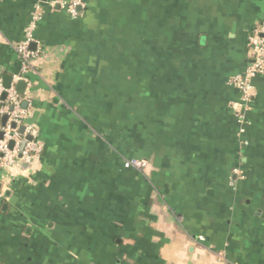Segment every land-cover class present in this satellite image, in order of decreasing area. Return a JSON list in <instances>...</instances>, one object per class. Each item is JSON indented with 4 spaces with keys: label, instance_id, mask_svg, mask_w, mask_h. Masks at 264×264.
Returning a JSON list of instances; mask_svg holds the SVG:
<instances>
[{
    "label": "crops",
    "instance_id": "0c3cea01",
    "mask_svg": "<svg viewBox=\"0 0 264 264\" xmlns=\"http://www.w3.org/2000/svg\"><path fill=\"white\" fill-rule=\"evenodd\" d=\"M61 1L0 0V78L35 12L42 49L23 75L42 148L0 171V264H264V75L243 126L228 84L264 0Z\"/></svg>",
    "mask_w": 264,
    "mask_h": 264
},
{
    "label": "built area",
    "instance_id": "2783aa9c",
    "mask_svg": "<svg viewBox=\"0 0 264 264\" xmlns=\"http://www.w3.org/2000/svg\"><path fill=\"white\" fill-rule=\"evenodd\" d=\"M59 9L64 11L71 18L79 16L80 11L85 8L84 0H69L58 3ZM41 14L35 12L31 21L25 29L24 40L14 47L21 63V73L15 76V81L23 80V75L33 69L34 62L42 53L40 46L35 49L30 48L33 42L32 33ZM248 60L244 73L236 75L228 80V84L237 88L240 92V100L235 105L238 117V123L242 126L246 123L245 114L250 110L252 99L254 97V88L252 81L255 77L264 75V24L254 25L249 29L247 37ZM5 94L4 99H0V171H4L8 176L13 177L20 166L31 164L38 159L41 153V144L35 140L34 131L30 125H27V111L23 107L27 101L23 95L15 90V84L11 83L8 88H4L3 80L0 78V96ZM6 117L4 123L1 119ZM23 127L21 133L19 129ZM243 128L239 129L241 133ZM30 136L31 140L26 141L21 150V144ZM9 143H12L11 148ZM146 164L139 159H127L123 162L126 169H135L142 171ZM199 240H202L200 238Z\"/></svg>",
    "mask_w": 264,
    "mask_h": 264
},
{
    "label": "water",
    "instance_id": "95a60500",
    "mask_svg": "<svg viewBox=\"0 0 264 264\" xmlns=\"http://www.w3.org/2000/svg\"><path fill=\"white\" fill-rule=\"evenodd\" d=\"M11 80H12V77H10V76H5V77L3 78V86H4V88H8V87L10 86V84H11ZM25 87H26V83H25L23 80H20V81H18L17 84L15 85V90L17 91L18 94L23 95L24 92H25ZM4 98H5V94H2V95H1V99H4ZM25 106H26V103H23V107H25ZM5 121H6V117H3V118L1 119V122L4 123ZM23 130H24L23 127H21V128L19 129V131H20L21 133L23 132ZM30 140H31V137L28 136V137L26 138V140L22 142V144H21V150H22V148L24 147L25 142H26V141H30ZM11 146H12V143H9V147H10V148H11Z\"/></svg>",
    "mask_w": 264,
    "mask_h": 264
},
{
    "label": "rangeland",
    "instance_id": "374dc122",
    "mask_svg": "<svg viewBox=\"0 0 264 264\" xmlns=\"http://www.w3.org/2000/svg\"><path fill=\"white\" fill-rule=\"evenodd\" d=\"M81 118H83V117L81 116ZM83 120H84L85 124H87V120H86V119H84V118H83ZM139 160H141V159H139Z\"/></svg>",
    "mask_w": 264,
    "mask_h": 264
}]
</instances>
